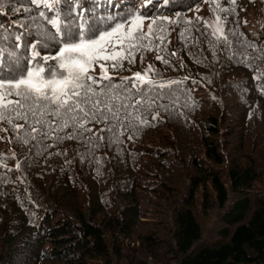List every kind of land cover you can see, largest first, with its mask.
Returning <instances> with one entry per match:
<instances>
[{
  "label": "trees",
  "instance_id": "16d2710c",
  "mask_svg": "<svg viewBox=\"0 0 264 264\" xmlns=\"http://www.w3.org/2000/svg\"><path fill=\"white\" fill-rule=\"evenodd\" d=\"M17 2L29 6L0 0L5 34L28 22ZM216 3L233 7L230 0ZM101 4L98 14L179 12L192 20L168 25L160 53L138 52L134 65L109 67L118 86L149 64L158 70L153 79L182 83L171 86L174 100H158L167 110L154 106L149 124L118 129L121 142L94 138L93 148L64 140L37 155L0 141V153H16L0 160V264H264V94L253 79L264 72V59L256 66L237 62L241 54L264 56V0H234V13H213V0H154L143 10L137 0H120L122 10ZM248 13L252 19L244 22ZM215 14L226 18L231 47L204 26Z\"/></svg>",
  "mask_w": 264,
  "mask_h": 264
},
{
  "label": "snow or ice",
  "instance_id": "6c2138e0",
  "mask_svg": "<svg viewBox=\"0 0 264 264\" xmlns=\"http://www.w3.org/2000/svg\"><path fill=\"white\" fill-rule=\"evenodd\" d=\"M104 2L110 9L122 10L120 0ZM153 2L145 0L144 6ZM27 3L28 7L16 9L28 13V22L20 26L22 31L5 34V29L0 28V141L28 146L29 152L35 149L37 155L64 140H77L93 148L98 146L93 143L94 138L121 142L122 133L118 129L127 131L129 127L149 124L147 114L154 106L167 110L168 106L158 104V100L176 98L177 90L171 86L182 81L153 79L150 74L158 70L152 64L143 73L137 71L121 77L119 86L113 83L109 67L115 71L123 68L125 61L135 63L138 52L160 53L168 25L193 23L184 20L182 13L178 12L175 18L151 17L147 11L98 14L101 0H27ZM230 4H233L230 9L221 8L213 0L210 10L234 13V0ZM201 19L196 17L197 21ZM145 20H148L146 28ZM225 23L226 18L215 14L214 22L205 20L204 26L212 29L217 43L231 47L233 42L228 39ZM189 31L185 28L179 35L183 37ZM154 39L160 43L154 44ZM247 46L256 49L252 42H247ZM156 59L169 64L163 55L158 54ZM230 59H236L235 54ZM262 59L264 56L241 54L237 62L256 66ZM97 66L98 76L93 74ZM253 79L264 94V72H257ZM158 116L157 112L151 119ZM101 124L100 128L89 127ZM105 132L112 135H100ZM49 140L54 143L46 144ZM15 156L14 151L10 156L0 153V160ZM20 168L18 161L16 169Z\"/></svg>",
  "mask_w": 264,
  "mask_h": 264
},
{
  "label": "rangeland",
  "instance_id": "374dc122",
  "mask_svg": "<svg viewBox=\"0 0 264 264\" xmlns=\"http://www.w3.org/2000/svg\"><path fill=\"white\" fill-rule=\"evenodd\" d=\"M137 3H138V4H135V8H136L137 10H143V7L145 8V6H144L145 3L140 2L139 0H137ZM200 9H201V8H199V10H200ZM243 19H244V22H246V21H248V20H251V19H252L251 14H249V13L246 14V15L244 16ZM146 26H147V23H145V28H146ZM251 27H253V26H251ZM131 64L134 65V63H131ZM136 64L139 66L138 63H136ZM98 71H100V69H99L98 66H97L95 72H98ZM128 71H131V70H128ZM168 128H173V127H172L171 125H169ZM160 130H162V128H160ZM158 131H159V130H158ZM158 131H155V132H149V133L146 134V137L148 138L149 136L158 133ZM159 133H161V132H159Z\"/></svg>",
  "mask_w": 264,
  "mask_h": 264
},
{
  "label": "bare ground",
  "instance_id": "6f19581e",
  "mask_svg": "<svg viewBox=\"0 0 264 264\" xmlns=\"http://www.w3.org/2000/svg\"><path fill=\"white\" fill-rule=\"evenodd\" d=\"M19 1H20V0H19ZM184 1H185V0H184ZM190 1H191V0H190ZM186 2H188V1H186ZM17 4H18V2H17ZM186 4H187V3H186ZM19 5L21 6V4H18V6H19ZM23 5H25V2H24ZM177 5H178V4H177ZM18 6H17V7H18ZM20 6H19V8L21 9ZM23 7H25V6H23ZM26 7H28V6H26ZM173 7H175V6H173ZM99 14H100V13H99ZM20 16H21V15H20ZM22 17H23V14H22ZM22 17H21V18H22ZM24 18H25V17H24ZM19 23H20V22H19ZM5 29H6V28H5ZM13 29H14V28H13ZM9 31H10V30H9ZM13 32H14V30H13ZM259 102H260V101H259Z\"/></svg>",
  "mask_w": 264,
  "mask_h": 264
}]
</instances>
